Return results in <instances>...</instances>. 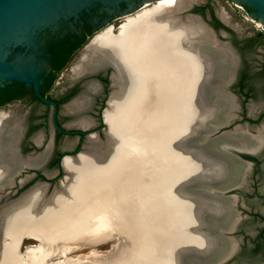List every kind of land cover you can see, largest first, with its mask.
<instances>
[{"label":"bare ground","instance_id":"bare-ground-1","mask_svg":"<svg viewBox=\"0 0 264 264\" xmlns=\"http://www.w3.org/2000/svg\"><path fill=\"white\" fill-rule=\"evenodd\" d=\"M187 4V0L147 3L141 8H146L144 11L119 24L117 34L111 25L95 36L93 42L122 73L115 75V90L105 115L107 139L90 136L81 154L65 159L67 179L51 196H46L44 185H38L23 198L1 207L0 264H47V250L41 246L49 245L50 231L55 229L50 230L56 218L50 217L61 212L65 202L83 197L89 189L92 195L87 193L82 199L103 196L108 192L105 184L110 198H119L118 210L110 204L112 216L135 208H130V199L140 202L135 215L139 214L142 221L139 218L140 227L134 232L144 234L141 224L148 223V234L154 239L147 251L141 248L138 264H190L191 259L206 260L223 251L222 234L204 226L230 221L233 201L218 193L220 187L233 182L239 166L233 158L205 149L203 142L233 114V103L227 97L230 95L223 93L227 67L223 70L222 65H226L224 61L232 62L231 72L234 60L229 49L211 37L200 22L178 17L177 12ZM147 58L160 66L139 72L140 60ZM11 121L10 116L0 117V190L12 183L17 166L40 162V158L18 156L15 136L11 137L14 156L4 158L3 131ZM222 140L224 146L238 148L252 143L240 129L225 134ZM198 183H212L208 185L213 193L187 192ZM113 186L117 191H112ZM89 206L88 202H79L76 214L81 216L82 207ZM90 210L84 214L89 216ZM77 215L72 218L77 219ZM125 215L120 216L122 222ZM107 224L104 227L109 232ZM42 234L45 236H38ZM25 239H34L38 244L28 245L22 252ZM38 250L44 252L39 263L34 259Z\"/></svg>","mask_w":264,"mask_h":264},{"label":"flooded vegetation","instance_id":"flooded-vegetation-1","mask_svg":"<svg viewBox=\"0 0 264 264\" xmlns=\"http://www.w3.org/2000/svg\"><path fill=\"white\" fill-rule=\"evenodd\" d=\"M142 2L143 0H119L116 3L84 0L78 10L73 9V12H70L64 9L56 23L38 30L34 37L35 46L30 45L27 53L34 54L38 60L40 93L56 103V120L63 131H59L53 124L54 107L42 102L36 96L32 85L25 84V88L21 91L19 88L11 89L8 95L15 98L0 105V117L13 118L3 131L2 146L6 152L4 158L14 156L12 136H15L14 143L17 145L19 157L40 158L37 164L16 167V171H23L22 175L16 178V188L20 184V178L27 173H35V176L22 190L39 180L54 182L63 174L61 162L68 150H72L73 153L81 151L90 136H97L100 140L106 138L104 129L108 125L105 115L115 90V75L118 71L121 73V70L93 40L103 25L118 20L116 18L126 11L139 9ZM145 9H139L137 12L140 13ZM204 9V13L200 15L223 40L230 42L238 54L234 76L229 86L234 97L227 96L233 103L232 113H237L238 117L230 128L239 125L235 132L238 129L244 131L243 128L248 127L249 132L245 131V133L252 139L250 145L240 147L244 151H235L251 164L237 162L239 169L230 185H238V187L224 196L225 199L233 201L230 205L232 212L228 223L238 220L234 232L226 238L223 237L224 253L231 250L230 236H234L237 243L230 257L219 264H264L262 259L264 256V98L258 99L259 96L264 95V34L243 35L227 25L217 15L210 2ZM192 11L197 13L195 7ZM214 17L221 22L219 27L215 25ZM223 30L229 33L227 37L221 35ZM112 32L117 34L119 27L116 29L114 26ZM78 45L81 46L76 48ZM81 49L83 52L77 57L67 76L61 77V83L56 84V80L49 88L48 80L56 70L54 65L60 64L69 52L74 51V56ZM95 55L98 57H94ZM229 64L231 65L232 62ZM159 66L160 63L153 61L152 58L140 60L139 72H143L145 68L156 70ZM65 68L58 73V76ZM229 69L231 70V67ZM14 103H18V106L14 109L8 108ZM212 150L218 152L219 147ZM50 167L54 169L51 170ZM56 170H60L59 174L49 179L47 175ZM31 181H34L33 184L28 185ZM229 194H236L237 197L233 198ZM251 222L257 224L256 229H249L243 225Z\"/></svg>","mask_w":264,"mask_h":264},{"label":"water","instance_id":"water-1","mask_svg":"<svg viewBox=\"0 0 264 264\" xmlns=\"http://www.w3.org/2000/svg\"><path fill=\"white\" fill-rule=\"evenodd\" d=\"M104 1H113V3L118 2L119 0H104ZM160 0H143L139 9L146 6V4H153ZM188 4L184 8L180 9L177 12L178 17L181 19H187L192 17L196 21L200 22L204 28L208 31V33L213 37L220 45L229 49L232 59L234 60L232 71L229 73L230 64L226 63L227 70L224 72V77H226L227 81L224 84V92L232 97H234L233 93L230 91L229 86L232 81V77L234 76L235 63L238 58V54L235 49L231 46L230 42L227 40H223L219 33L208 23V21L200 14H197L192 11L194 7L193 0H187ZM235 4L245 9L244 5L248 4L249 6L254 8L255 13H249L246 11L261 25L264 29V0H232ZM84 3V0H0V87H4L7 84L13 82H20L24 84H30L33 86L34 92L36 96L45 104L52 105L54 107L53 111V124L55 128L59 131H63L57 124L56 113H57V105L55 102L47 99L40 93V80H39V66L38 60L34 57V54L27 53L29 46L33 45L34 37L38 30L46 28L48 25L56 23L60 14L64 11V9L73 12V9L78 10ZM139 9L126 11L119 19L123 21L127 18L128 15L135 14ZM224 22L228 25V23L224 20ZM109 24V23H108ZM104 26V25H103ZM115 26V25H114ZM119 26V24H118ZM116 26V29L118 28ZM264 34V30L262 31ZM223 37H227L229 33L226 30L221 32ZM22 49H25L22 51ZM225 65H222V69ZM222 75V76H223ZM108 110V109H107ZM238 115L234 113L231 120L218 125L210 132V136L206 142H203L205 145V149L207 147L212 149L215 147H219L217 153L218 156L220 154L233 158L236 162H243L251 164L249 161H245L241 158L235 151L241 152L244 149L234 147V146H224L223 144V136L228 133H233L234 130L239 127L230 128V126L235 122ZM107 123V122H106ZM108 125V124H107ZM106 138L101 139V141H106L108 136V127L104 129ZM196 139V142L199 145L203 146L202 143ZM83 149L77 153H73L72 150H68L64 157L62 158V171L63 174L59 176L57 180L45 181L39 180L33 185L25 188H22L35 176V173H27L24 177L20 178V184L16 188V178L22 175L23 171H15L11 180V184L7 185L4 189L0 190V209L1 207L17 201L23 198L26 194H28L31 190H33L38 185H44L46 187V196H51L55 191L62 187L63 180L67 179L68 171L65 169L64 161L66 158H74L77 157L84 151ZM208 150V149H207ZM210 151V153H211ZM60 170L53 171L49 173L47 176L49 179L55 178L59 174ZM204 183V182H203ZM207 184V185H206ZM212 183H205L191 185L188 188L187 192L189 193H213L211 187L208 185ZM210 188H209V187ZM238 185H227L224 187H220L219 195L221 197L227 196L230 191L237 189ZM8 189V190H7ZM231 197L236 198V194H229ZM235 220L233 223H224L218 224L214 223L213 225L204 226V228L208 230H217L222 234L224 238L228 237L227 235L234 232L236 228ZM230 243L232 245L231 250L227 253L224 251L217 252L210 259L206 260H192L189 262L190 264H219L220 262L227 260L234 247L237 243V240L234 236H230Z\"/></svg>","mask_w":264,"mask_h":264},{"label":"rangeland","instance_id":"rangeland-1","mask_svg":"<svg viewBox=\"0 0 264 264\" xmlns=\"http://www.w3.org/2000/svg\"><path fill=\"white\" fill-rule=\"evenodd\" d=\"M193 2H194L195 10L199 14L201 12L197 10H200L201 8L203 9V12H204L205 6L210 2L214 6L217 15L221 19L225 20L228 23V25H230L232 28L236 29L243 35L250 36L254 34H259V33H262V31L264 30L261 27V25L245 9L235 4L232 0H193ZM119 21L120 20L118 19L113 22H110L109 24L108 23L105 24L100 29L99 33L102 32L105 28L109 27L110 25L118 26V24L120 23ZM82 52H83V49L78 51V53H76L73 56V58L71 59V61L69 62L65 70L62 73H60V75L58 76L56 84L62 82L61 77L63 78L64 76H67L69 71H71L70 69L73 68L74 63L77 60V57H79L80 53ZM261 98H264V95H261L258 97V99H261ZM17 106H18V103H14L12 104V106L8 108L14 109ZM243 125H245V123H243ZM243 130L246 132H249L248 127H244ZM50 168L51 170L54 169L53 167H50ZM33 182L31 181L28 185L33 184ZM104 187L106 188L108 192L103 193V196L95 197L93 195L88 200L82 199L87 193L92 195V191H91L92 189H89L85 192V195L83 197L65 202L64 209L61 212L55 213L52 215V217H50V219L56 218L55 223H53L52 228L50 230H53L54 226L56 230L54 229L53 231H50V236H49L50 239L48 241L50 242L49 245H47L46 243H43V245L41 246V247H44L45 250H47V253H46L48 256L47 264H138L142 258L141 255L143 251L141 248L144 247V249L147 251L148 246L153 245L151 241L152 239H154V237L152 236V234H148V231H149V229L147 230V227H149L148 223L141 224V230H144V234H137L136 232H134L136 228L140 227V223L138 224V220L139 218H141V216L139 214L135 215V213L140 208V202L136 203L135 202L136 200H133L132 198L130 199L129 206L130 208L136 206L135 208L131 209L129 213L120 212L117 215L115 214L112 216V213H110L111 205L113 207L115 206L114 207L115 210H118L120 206L117 205L116 200H118L119 198L117 197L110 198L109 186H106L105 184ZM122 188H123L122 186L118 187V189H122ZM112 191H117L116 186H113ZM79 202H82V203L88 202V205H90L89 206L90 208L82 207L81 216L83 215L84 216L83 218L76 214L77 211L75 209L77 208ZM93 204L97 205V206L95 205L96 208ZM116 205L119 207L116 208L117 207ZM98 206L100 208H98ZM89 210H90L89 216L87 212H86L87 214H84L85 211H89ZM129 210H125V211H129ZM92 214H95V215H92ZM122 214H126L123 222L121 221L122 218L120 217ZM76 215L78 216L77 219L78 220L80 219L79 220L80 225L78 224V221H76L77 219H75ZM86 216L91 218L90 222L88 221L89 219L85 220L86 218H88ZM93 216L96 218H94ZM116 216H118L119 218L115 219ZM72 217H75V218H72ZM110 217H112V220L113 219L114 220L113 221L110 220ZM82 219L86 222V224L87 223L88 224L86 225L84 221H82L83 222L82 223L81 222ZM118 220L120 221L117 222ZM107 221L110 222L109 224H111L114 221H116L119 224L114 222V224L109 225L107 224ZM141 221H142V218H141ZM104 222L106 223L103 224ZM106 224H107L108 230L110 231L113 230L112 228H110V227H113L112 225L114 226L118 225V227H113L116 229L110 233V231L107 232V230H105L107 229L106 227H104V225ZM101 225H103V227ZM243 225L249 229L254 230L256 229L257 224L251 222V223H244ZM123 227H125L126 229ZM121 228L127 231L128 233H125L123 230L122 232ZM66 235H69L67 236L68 239ZM118 235H120L119 239H116L115 237ZM38 236H45V235L42 234ZM106 238H111V240H105ZM36 244H38V241L34 239H25L22 243L21 251L25 252V249L28 245H36ZM86 244H88L89 246H87ZM43 253H44L43 250L41 251L38 250L37 252L35 251L36 255L35 257L34 256L33 257L36 261H38V263H39L38 259L42 257L41 255ZM37 254H40V255H37ZM145 259L147 261L149 259V257L147 256V253H146ZM262 259H264V256Z\"/></svg>","mask_w":264,"mask_h":264},{"label":"trees","instance_id":"trees-1","mask_svg":"<svg viewBox=\"0 0 264 264\" xmlns=\"http://www.w3.org/2000/svg\"><path fill=\"white\" fill-rule=\"evenodd\" d=\"M244 7L249 13L254 11V8L249 6L248 4L244 5ZM200 10H197V11L204 13L203 9L200 8ZM214 23L217 27H219L221 25V22L216 17H214ZM80 46L81 45H78L76 48H79ZM73 53H74V51L69 52L61 60L60 64L54 65L56 70H55L54 74L48 80V87L49 88L52 87V85L57 80L58 73L61 70H63L67 66V64L70 62V60L72 59ZM12 88H19V91H21L23 88H25V84L20 83V82H13V83L8 84L4 87H0V105H3L5 103L9 102L10 100H12L13 98H15L14 96L8 95V94H10L9 92L11 91Z\"/></svg>","mask_w":264,"mask_h":264}]
</instances>
